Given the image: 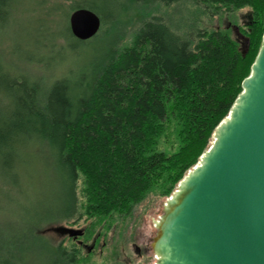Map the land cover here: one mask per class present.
Here are the masks:
<instances>
[{"label": "trees", "instance_id": "trees-1", "mask_svg": "<svg viewBox=\"0 0 264 264\" xmlns=\"http://www.w3.org/2000/svg\"><path fill=\"white\" fill-rule=\"evenodd\" d=\"M176 3L196 14H157ZM77 8L101 21L85 41L68 27ZM243 8L241 46L224 21ZM263 31L264 0H0V189L19 191V167L39 140L67 182L55 196L69 203L60 221L87 222L82 243L145 197L167 198L242 91ZM67 241L44 244L31 263L26 246H0V264H89Z\"/></svg>", "mask_w": 264, "mask_h": 264}, {"label": "water", "instance_id": "water-1", "mask_svg": "<svg viewBox=\"0 0 264 264\" xmlns=\"http://www.w3.org/2000/svg\"><path fill=\"white\" fill-rule=\"evenodd\" d=\"M100 25L88 8L68 15L69 31L80 41L96 35ZM241 86L209 148L154 222V264H264V31ZM47 230L72 239L83 233L66 225ZM92 246L84 245L88 251Z\"/></svg>", "mask_w": 264, "mask_h": 264}, {"label": "rangeland", "instance_id": "rangeland-1", "mask_svg": "<svg viewBox=\"0 0 264 264\" xmlns=\"http://www.w3.org/2000/svg\"><path fill=\"white\" fill-rule=\"evenodd\" d=\"M193 13L196 14L194 7L182 3L161 8L157 12L170 22ZM65 17L54 18L53 28L58 29L57 31L66 29ZM247 17L246 8L235 12L233 18L237 34ZM235 31L233 28L229 29L233 38L236 36ZM25 32V27L19 30V40L24 37ZM236 40L238 41V37ZM241 44L240 41L239 45ZM25 157L28 159L27 164L19 167V191L9 184H4L0 189V246H26L31 252V256L27 258L31 263L32 254L44 244H67V240L72 239L47 230L50 226H72L82 228L84 232L87 222L84 218L76 222L70 221L69 224L60 221V214L67 211L69 203L66 196L62 198L65 203L55 196L60 190L64 194L63 188L67 182L64 176L57 175L58 163L51 146L35 140L31 143L30 153ZM58 187L60 190H57ZM167 198L147 196L137 203L130 217L113 220L112 225L107 228L98 227L97 233L84 242L85 245L93 243L92 248L88 251L81 247V253L89 264H154L155 254L150 246L155 235L154 222L161 214ZM39 227L43 230L40 232L42 238L35 234V229Z\"/></svg>", "mask_w": 264, "mask_h": 264}, {"label": "flooded vegetation", "instance_id": "flooded-vegetation-1", "mask_svg": "<svg viewBox=\"0 0 264 264\" xmlns=\"http://www.w3.org/2000/svg\"><path fill=\"white\" fill-rule=\"evenodd\" d=\"M242 24H244V25H249V21H248V17H247V19H245V20H243V23ZM224 27L226 28V29H230V28H233L234 29V31L236 30V26L234 25V23H232L231 21H229V20H225L224 21ZM235 33H236V35H237V37H238V41L240 42H242V44H241V46H243V44L245 43V39H244V37L242 36V34L241 33H239V34H237V32L235 31ZM75 242H77L78 243V241H81L80 239H73ZM82 248L84 247V245H85V243H82V241L80 242V243H78Z\"/></svg>", "mask_w": 264, "mask_h": 264}]
</instances>
